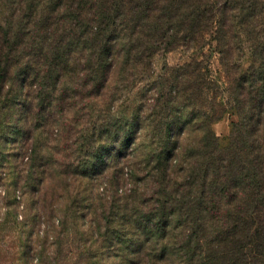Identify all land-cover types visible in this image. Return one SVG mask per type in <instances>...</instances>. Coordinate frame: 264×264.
Returning a JSON list of instances; mask_svg holds the SVG:
<instances>
[{
	"label": "trees",
	"instance_id": "obj_1",
	"mask_svg": "<svg viewBox=\"0 0 264 264\" xmlns=\"http://www.w3.org/2000/svg\"><path fill=\"white\" fill-rule=\"evenodd\" d=\"M209 45L231 103L203 58L165 80L167 129H178L118 229L105 225L121 264H264V0H0L1 138L10 117L22 132L26 87H56L69 68L107 84L121 66L144 75L159 51ZM227 111L237 121L222 147L212 125ZM4 240L0 227V264H31L30 246L9 253Z\"/></svg>",
	"mask_w": 264,
	"mask_h": 264
},
{
	"label": "rangeland",
	"instance_id": "obj_2",
	"mask_svg": "<svg viewBox=\"0 0 264 264\" xmlns=\"http://www.w3.org/2000/svg\"><path fill=\"white\" fill-rule=\"evenodd\" d=\"M211 46L202 51L205 57L194 49L159 51L144 75L121 66L107 84L94 69L69 68L56 87H26L17 106L18 118L26 117L22 132L10 117L0 135L3 249L13 253L23 242L33 250L31 264H121L120 246L104 242L105 225L118 229L120 210L138 202L178 129H167L175 107L162 97L165 80L192 58H203L222 102L231 103ZM252 64L246 47L241 73ZM232 121L227 111L212 125L222 147Z\"/></svg>",
	"mask_w": 264,
	"mask_h": 264
}]
</instances>
